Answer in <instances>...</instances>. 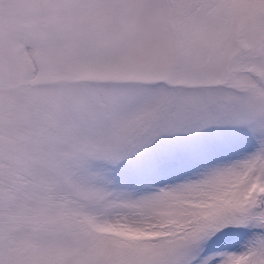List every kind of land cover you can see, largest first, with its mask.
Wrapping results in <instances>:
<instances>
[{
  "label": "rangeland",
  "instance_id": "1",
  "mask_svg": "<svg viewBox=\"0 0 264 264\" xmlns=\"http://www.w3.org/2000/svg\"><path fill=\"white\" fill-rule=\"evenodd\" d=\"M260 190L264 0H0V264H264Z\"/></svg>",
  "mask_w": 264,
  "mask_h": 264
},
{
  "label": "trees",
  "instance_id": "2",
  "mask_svg": "<svg viewBox=\"0 0 264 264\" xmlns=\"http://www.w3.org/2000/svg\"><path fill=\"white\" fill-rule=\"evenodd\" d=\"M258 141H251L243 144L239 150L225 149L223 152L220 150L214 151L212 155L208 158L206 163H204L203 169L206 172L205 175H200L199 180V190L195 195L190 197V200L198 205H208L214 204L218 200H225L229 194V191L222 188L220 184L208 183L207 175H212V173L218 169H222L226 172L233 164L241 163L244 166L252 165L253 160L258 158V155L252 158V155L258 154ZM252 158V159H251ZM254 161V162H255ZM222 167H218V166ZM217 171L215 173H217ZM219 182H225L226 178L218 176ZM226 183V182H225Z\"/></svg>",
  "mask_w": 264,
  "mask_h": 264
},
{
  "label": "water",
  "instance_id": "3",
  "mask_svg": "<svg viewBox=\"0 0 264 264\" xmlns=\"http://www.w3.org/2000/svg\"><path fill=\"white\" fill-rule=\"evenodd\" d=\"M260 195H263V192H261ZM259 199H261V197H260ZM259 204H260V203H258L257 205L259 206Z\"/></svg>",
  "mask_w": 264,
  "mask_h": 264
}]
</instances>
